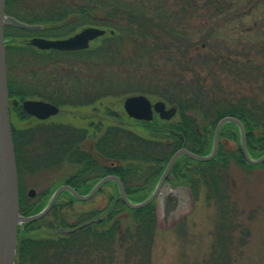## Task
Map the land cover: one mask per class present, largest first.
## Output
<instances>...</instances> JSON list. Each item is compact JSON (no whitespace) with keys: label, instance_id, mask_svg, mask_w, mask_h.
I'll list each match as a JSON object with an SVG mask.
<instances>
[{"label":"trees","instance_id":"trees-1","mask_svg":"<svg viewBox=\"0 0 264 264\" xmlns=\"http://www.w3.org/2000/svg\"><path fill=\"white\" fill-rule=\"evenodd\" d=\"M127 2V0H82L78 4L71 5L72 7L62 8L61 6L65 4L63 2L41 12L37 11L38 8L40 9L39 5L34 7L29 4L32 7H25L28 4L27 0H6V14L27 24H43L46 29L38 33H45L46 37L62 35L65 37L70 33L71 36L89 26L105 29L108 33L99 40L107 43L100 52L105 56H111L112 59L120 51L118 42L121 44L126 40L132 42L134 37L139 39L143 37V46L147 45L148 38H152L148 44H152L154 39L153 46L166 50L167 47L164 45L167 43L164 40L172 41L173 39L168 37L173 34L172 30L176 29L170 24L169 17H166V11L148 10V14L156 11L151 15L157 20L155 24L154 18L150 16L147 18L144 11L141 12V16L136 15ZM145 2L151 1L145 0ZM158 2L160 4L162 1H156ZM145 7L149 8V6ZM21 12H24L25 16H21ZM48 27H52V32L48 31ZM23 32L26 31L14 26L5 27L6 38H19L20 33ZM12 50V48L8 49V58ZM198 60H201L203 66L199 68L195 77L197 79L193 84L184 85L179 91L171 83L157 88L162 96L161 101L177 109V116L173 120L162 121L156 118L152 122L134 121L133 127L127 128L118 122L110 123L105 118L102 124L105 128L102 136H97L93 144L94 151L84 149L78 142L72 144L70 160L73 155L71 161L79 168L71 176L68 184L80 194L86 195L102 178L116 175L123 182L131 202H143L155 190L170 159L177 151L186 148L200 156H208L212 153L217 124L225 117H234L243 123L250 156L254 159L264 156V65L254 62L247 53L243 54V64L225 63L233 76L243 81V88L239 87L235 92L222 82L215 81V78L206 80L202 76L209 70L213 57L208 54L202 55L200 52ZM9 91L10 94H14L10 79ZM29 93L22 91L16 94V97L24 99ZM104 112L105 117L122 118L125 120L121 122H128L123 115V108L119 110L104 106ZM10 113L18 172H20L23 168L22 152L28 154L31 150L35 151L36 122L23 111L21 106L15 108L12 105ZM26 121H29L30 125L24 127L23 123ZM84 133L88 137L91 136L90 130H84ZM93 135L95 136L96 132H93ZM43 138L42 143L47 144L44 141L47 139L46 135ZM46 150L48 149L43 146L42 152L39 153V150L37 152L48 157ZM234 167L264 168V163L253 166L246 161L241 149L239 127L234 123H226L221 132L216 157L209 162H200L181 156L175 163L167 183L173 188H188L195 199L199 197L200 191L205 189L207 200L223 210V220L226 221L225 210L231 206L230 195L235 188L231 174ZM106 187H113L114 191L108 195L102 209L78 213L77 205L84 202L65 192L60 196L53 210L40 222L23 224L19 228L16 264H39V251L42 247H45L46 251L52 249L58 251V260L65 263L69 254L76 260L73 264H79L80 257L82 260L89 259L97 264H143L148 261L143 260L140 255H146L158 230L156 204L152 203L137 210L130 209L121 199L115 182L108 183ZM25 204L26 201L20 198V209ZM46 204L37 201L31 205V210L25 211L24 214L26 216L37 214ZM67 207L73 211L72 222L66 219L64 210H67ZM96 219L99 221L89 227L77 232L65 233ZM36 223L42 228L39 226L36 229ZM220 236H224L223 229ZM82 238L86 240L85 244L82 243ZM58 254L54 253V260L53 257L50 258L53 264H57ZM215 264L222 263L216 261Z\"/></svg>","mask_w":264,"mask_h":264},{"label":"rangeland","instance_id":"rangeland-1","mask_svg":"<svg viewBox=\"0 0 264 264\" xmlns=\"http://www.w3.org/2000/svg\"><path fill=\"white\" fill-rule=\"evenodd\" d=\"M27 1L25 7L39 5L40 9L37 11L44 12L55 4L64 2L61 7L65 8L82 0ZM127 1L139 16L144 11L147 18H154L151 15L156 11L148 14V10L166 11L170 24L176 27L172 30V37H168L173 40H164L167 43L164 45L166 50L153 46L154 39V43L148 44L152 38H148L147 45L143 46V37H134V41L126 40L123 44L118 42L120 51L114 60L100 52L107 43L103 40L94 42L88 52L51 51L42 55L31 48H14L8 58L9 79L14 93L9 96L10 107L12 100L19 101L20 107L25 100L48 101V98H53L61 104L63 114L50 122L94 125L96 120L92 121L86 115L94 117L99 112V109L95 110V106L103 108L105 115L104 106L121 110L124 100L130 96L145 95L153 102L162 100L157 88L163 84L171 83L177 87V91L184 85L193 84L199 68L203 66L201 60H198L200 52L214 59L210 62L209 70L202 76L206 80L215 78V81L222 82L235 92L239 87L243 88V81L233 76L225 63L243 64V54L247 53L254 62L264 65V0H150L149 3L145 0ZM156 1L162 2L159 4ZM20 15L25 16V13L21 12ZM154 20L156 24L157 20ZM36 34L43 37L47 35L38 32ZM70 34L55 37L67 38ZM33 35L29 32L27 36ZM22 91L30 93L24 99L16 97ZM176 116L177 113L171 120ZM104 118L108 121L115 119ZM116 120L121 122L125 119ZM50 122L35 124V151L31 150L28 154L22 152L23 168L28 169L26 175L22 170L20 179L25 188L22 198L26 202H31L26 195L29 189H35L38 196L47 190L51 192L66 180L64 177L67 178L69 174L73 176L79 168L71 161L73 155L70 160L71 153L68 150V154L61 159L63 164L59 169H51L54 165L51 160L61 158L57 155L58 146L64 141V130L60 127L48 128L52 124ZM29 123L24 122V127L30 125ZM90 132L93 135L95 131ZM71 134L72 144L83 141L84 149L91 148L90 145L93 146L97 139V136L91 138L87 135V138H82V134L76 131ZM44 135L47 137L44 140L47 144L42 143ZM43 146L48 149V157L37 152L39 150L41 153ZM231 174L235 188L230 195L231 206L226 210L224 208L227 211L226 221L223 220V210L207 200L205 189L195 199L191 191L184 187L182 206L167 220L164 218L161 203L156 204L158 230L146 255H140L143 260H148L143 264H215L216 261L222 264H264V168L234 167ZM112 191L113 187L105 186L93 199L77 205L76 211L89 213L94 209H102ZM64 211L67 221L72 222L71 208L67 207ZM222 229L224 236H220ZM81 241L86 243L84 238ZM43 248L45 247L39 251V264H53L50 258L53 257L54 260L53 255L58 254V251H46ZM58 259L59 254L57 264L76 262L70 254L66 263ZM80 261L79 264H97L89 259L82 260V257Z\"/></svg>","mask_w":264,"mask_h":264},{"label":"water","instance_id":"water-1","mask_svg":"<svg viewBox=\"0 0 264 264\" xmlns=\"http://www.w3.org/2000/svg\"><path fill=\"white\" fill-rule=\"evenodd\" d=\"M6 0H0V264H15L18 245V230L23 223L36 222L45 217L54 206L59 196L64 192H70L77 200L87 202L110 181H114L119 188L120 197L123 202L131 209L137 210L144 208L154 202H160L163 207L165 220L169 219L180 209L184 202V188L173 190L166 181L181 156H187L200 162L213 160L219 150L221 132L226 123L236 124L241 133V149L246 161L254 166L264 163V156L260 159H253L247 148V136L243 123L234 117H225L219 121L215 130L213 151L208 156H200L186 148L177 151L169 161L159 183L152 195L141 203H133L129 200L122 181L117 176H107L99 181L93 190L87 194H79L74 188L68 185L61 186L52 196L48 206L39 214L33 216H23L19 210V180L17 171V160L13 139V130L10 118L9 88H8V69L6 63V42L4 39V27L11 24L17 28L25 30H37L38 26L23 23L6 14ZM106 31L100 28L87 27L66 39L46 40L35 38L30 41V45L43 51L56 50L63 52L82 51L90 48L91 43L103 37ZM18 106L17 101L13 102ZM23 110L32 117L47 119L59 112V109L43 101L26 100L22 103ZM124 109L126 113L136 120L152 121L154 114L157 113L161 119L170 120L176 114V108L167 109L164 102L153 104L144 95L131 96L125 99ZM34 194V190L31 191ZM96 221L84 224L74 231L91 226Z\"/></svg>","mask_w":264,"mask_h":264},{"label":"flooded vegetation","instance_id":"flooded-vegetation-1","mask_svg":"<svg viewBox=\"0 0 264 264\" xmlns=\"http://www.w3.org/2000/svg\"><path fill=\"white\" fill-rule=\"evenodd\" d=\"M36 26H38V29L37 30H34V31H26V32L20 33L21 34V37H19V38H16L15 39V38H9V37L6 38L5 37L6 38V48H7V52H8V49H11V48L14 49V48H16L18 46H23L25 48H31V49H33L38 54L47 55V54L51 53V51H43V50H40L39 48L34 47V46H32V45L29 44L30 41L32 39H34V38H41V39H48V40L50 39V40H52V38H50V37L47 38V37L39 36V35L36 34L37 32H40V31L45 30L46 29V26H44L43 24H36ZM47 29L50 32L52 30V27H48ZM23 31H25V30H23ZM27 32H30V33L32 32L34 35L32 37L27 36L29 34ZM38 84L41 85V83H38ZM48 99L49 100L48 101H45V102L51 103L54 106L58 107L59 113H57L56 115H53V116H51V117H49L47 119H39L37 117H34L33 119L38 124L39 123H44V122H47L48 123V122H50V120L51 121L52 120L54 121L57 118L62 117V114L63 113H62L61 108H60L61 104L56 99H53V98H48ZM38 100L39 101H44V100H41V99H38ZM122 108H123V115L126 116V119L128 120V122H118V123L122 124L124 127H127V128L128 127L129 128L130 127H133L132 122L139 121V120H136V119H133V118L129 117L128 114L126 113L124 107H122ZM98 109H99V112L97 111L96 114L94 115L95 119H93L94 117L91 116V115H86L87 118L91 119L92 121L93 120H96V123L94 125L92 123H90V124H87L86 126H81V125H71L70 123H68V124H65V123H63V124H57L56 122H54V123L50 122L52 124H50L48 126V128H57V127H60V128H63V130H64V141H62V143L59 144V146H58V153L59 154L57 155V156H60L61 158H56V159L51 160V162L54 163V165L51 167V169L55 168V169L58 170L59 167H60V165L63 164L61 159L64 158L68 154L67 153L68 150H70V153H71L72 141H71V137L70 136L72 135L71 133L73 131H76V132L81 133L82 134V138H84L87 135L86 133H84V130H86V131L90 130L92 132L95 131L96 132V135L95 136H98V137H100L102 135L103 128H105L102 125L103 124V121L105 119L104 118L105 116L103 114V109L100 108V107H98V106H95V110H98ZM109 122L115 123V122H117V120L116 119H112V121L109 120ZM45 128H46V126H45ZM95 136L94 135H91L90 137L91 138H94ZM86 138H87V136H86ZM82 142L83 141H81V142L78 141V143H81V144H82ZM90 146H91V148H89V149L94 151L93 146L92 145H90ZM65 162H66V160H65ZM22 170H24V172H23L24 175H26L28 173V169H25V168H22L21 171L19 172V195H20V198H22V195H24V191H25V188L22 185V181L20 182L21 175H22ZM64 179H66V180L62 184L57 185L55 187V189L51 190V192H49V190H47L41 196H38V193L35 191V189L31 188V189L28 190V192L26 193V195L28 196V199H30L31 202H33V203H36L37 201H43V202H46L48 204L49 201H50V199H51V197H52V195L54 194V192L59 187L64 186V185L70 186V184H68V182L71 179V175L70 174L67 175V178L64 177ZM32 190H34V194L31 193ZM101 191H103V189ZM101 191L99 193H101ZM43 195H46V196H43ZM27 196H25V197L27 198ZM44 197L46 199H44ZM31 202H28L27 201L26 204H25V206L20 209L22 215L26 216L24 214L25 211L31 210V205L33 204ZM57 202L54 204V206L52 207L51 211L53 210V208L55 207V205L57 204ZM47 204H46V206H47ZM37 222H40V220L37 221ZM33 224H35V222ZM39 226H41V225H38L36 223V227L35 228L38 229ZM41 228H42V226H41ZM44 229L45 228H43V230Z\"/></svg>","mask_w":264,"mask_h":264}]
</instances>
